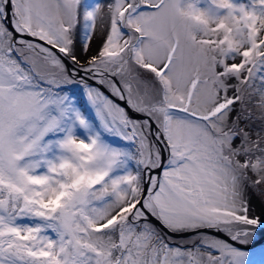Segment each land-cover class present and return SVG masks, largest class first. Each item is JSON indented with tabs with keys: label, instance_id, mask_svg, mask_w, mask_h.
<instances>
[{
	"label": "snow or ice",
	"instance_id": "1",
	"mask_svg": "<svg viewBox=\"0 0 264 264\" xmlns=\"http://www.w3.org/2000/svg\"><path fill=\"white\" fill-rule=\"evenodd\" d=\"M259 233L264 0H0V264H264Z\"/></svg>",
	"mask_w": 264,
	"mask_h": 264
},
{
	"label": "rangeland",
	"instance_id": "2",
	"mask_svg": "<svg viewBox=\"0 0 264 264\" xmlns=\"http://www.w3.org/2000/svg\"><path fill=\"white\" fill-rule=\"evenodd\" d=\"M97 42H98V40H97ZM93 47H95V43H94ZM251 195L253 196L252 205H251L252 214L259 215L261 210H262L260 198L258 196H255L254 193H252ZM250 250L253 254V258L258 260L259 259V253L262 250H264V233H259L257 235L254 243L251 245Z\"/></svg>",
	"mask_w": 264,
	"mask_h": 264
},
{
	"label": "bare ground",
	"instance_id": "3",
	"mask_svg": "<svg viewBox=\"0 0 264 264\" xmlns=\"http://www.w3.org/2000/svg\"><path fill=\"white\" fill-rule=\"evenodd\" d=\"M255 207V206H254Z\"/></svg>",
	"mask_w": 264,
	"mask_h": 264
}]
</instances>
